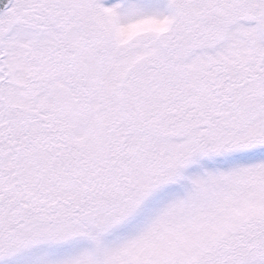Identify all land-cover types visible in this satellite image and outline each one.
<instances>
[{
    "label": "snow or ice",
    "instance_id": "obj_1",
    "mask_svg": "<svg viewBox=\"0 0 264 264\" xmlns=\"http://www.w3.org/2000/svg\"><path fill=\"white\" fill-rule=\"evenodd\" d=\"M0 264H264V0H0Z\"/></svg>",
    "mask_w": 264,
    "mask_h": 264
}]
</instances>
